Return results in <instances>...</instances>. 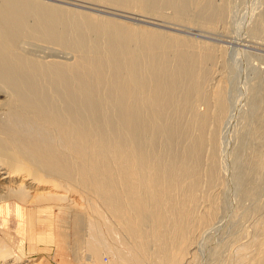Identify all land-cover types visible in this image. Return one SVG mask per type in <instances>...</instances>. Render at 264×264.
<instances>
[{"label":"bare ground","instance_id":"bare-ground-1","mask_svg":"<svg viewBox=\"0 0 264 264\" xmlns=\"http://www.w3.org/2000/svg\"><path fill=\"white\" fill-rule=\"evenodd\" d=\"M96 1L140 12L148 23L205 32L217 31L230 8L227 0ZM160 30L37 0H0L1 215L5 202L16 217L21 207L51 214L64 200L57 191H74L71 183L86 197V251L94 264L102 253L112 264L201 263L204 233L230 206L227 194L222 207L226 178L240 188L238 154L227 147L240 112L228 98L223 50ZM263 30L264 18L253 33ZM262 83L249 103L256 145L250 142L242 196L264 170ZM252 230L229 264H264V213ZM19 253L0 242V264H21Z\"/></svg>","mask_w":264,"mask_h":264},{"label":"rangeland","instance_id":"rangeland-1","mask_svg":"<svg viewBox=\"0 0 264 264\" xmlns=\"http://www.w3.org/2000/svg\"><path fill=\"white\" fill-rule=\"evenodd\" d=\"M37 1L55 5L58 7L60 6L72 10L86 12L99 18L101 17L116 20L122 23L129 24L133 27L136 26V28L147 27V29H161L160 31L163 32L167 31L168 33L179 34V36L182 37H191V39L193 38L197 41H206L208 43L216 45L215 47L217 49H219L220 47L221 51L223 50L224 55H222V58L220 56V58L223 59V67L221 69L223 70V73L227 75H224V82L226 80L225 85L227 84V88L229 87V90L227 91L229 95L228 98L231 102H237L235 104L236 109L237 112H240V114H236L237 116L235 117L233 124L230 126L231 130H229V132L233 131L231 133L235 135H232L231 133L227 134L229 136V139L227 138V147L230 145L228 147V150L233 151L234 154V151H236V153L238 154H235L237 155L236 162L238 161L235 170H240V167H238V163L240 162L241 163L239 166H241L243 162H245V165L247 166L245 167L244 164V166H241V170L238 172L240 174V177L237 171H235L236 176L238 175L237 179L240 178L242 181H244V179L247 178L246 174L248 173L247 171L249 168V160L251 158L250 156L252 155V148L250 147H254V141L256 145V140L253 141V137L249 136V131L252 129L250 127L254 126L256 120L255 115L252 114L253 111L249 107V103L251 98L253 99L252 95H256L257 91H259V89L261 88H259V86L261 85L260 83L264 81V30L263 32L261 31L257 34L253 32L259 25L262 18H264V0H227L226 3L228 2L227 5H229L227 6V8L230 7L228 8L230 11L227 10V14L229 13V15L226 14L227 16L224 17V21L226 20L225 23L222 21L223 24L221 23L220 26L218 25L220 30L219 28H217V31L214 32H205V30L202 28L201 30H199L200 27L195 28V26H188L187 24L183 25V23H180L181 25L172 23L168 25L169 23H162L161 21H156V23L154 21L148 23L146 21H141L143 17L136 15L140 12H134L135 10H126L119 7L114 8L116 6L108 5L98 1H96L95 4L94 0ZM221 51L220 54L222 53ZM219 62L221 63L220 59ZM247 88H249L250 90ZM232 127L236 129L232 130ZM250 137H252V139ZM251 141H253L252 145L250 143ZM230 148H232L233 150H231ZM247 154L251 155L249 156ZM242 170L246 172L244 173ZM258 176L261 177L259 178ZM258 176L257 179L259 181L257 179L254 180L258 181L257 184H259L257 186H259V189L256 185H252V192L251 189H249V193L251 194L248 195L249 197L244 195L242 196L241 191L243 189H241V187L244 188V184L240 182V179L238 183L241 184L239 185L240 188L238 191L232 185L233 183L230 182L231 178L227 176L228 178H226V180H228L229 184L225 186L224 189L226 194H223V202L225 201V204L222 203V207L225 208L224 206L227 205L228 200L231 207L229 206L228 209H226L225 214L223 215L224 217H221L220 214V218L217 219V222H215V224L208 230V232H206L207 235L204 233L203 237L206 240H204V238L202 237V244L205 242L207 244L200 264H229L230 257L234 253L235 244L241 242L242 240V242L246 241L244 240L246 236L247 240L252 236L254 232L252 228L253 225L255 226L257 216L259 218V216L264 213V170H262L261 174H259ZM54 177L63 185L64 181L66 182V184L69 183L64 178H58V176L55 175L48 176L49 180L51 178L53 179ZM256 181H253V183L256 184ZM69 184L70 188L74 189V187H76V191H71L70 189H68L69 191H66L67 189H63L64 191H57L60 193L62 192V194L65 193L64 200L60 201L62 202V204L58 202V205L56 204L53 206L54 208L52 209L51 214H47V211H40L39 213H37L36 211L32 210L31 207H21L23 208V210L20 208L18 214L21 215L22 213V215L20 217H16L15 208L12 205H8V202H5V204L7 205L1 204V208L5 210L3 211V215L0 214V242L3 243L6 250L13 252V254L17 256H21L19 251L24 252L22 255L24 259L20 260L21 264H90V262L91 264H94L92 261V257L86 251V231L84 225L85 214L84 212H82V208L85 207L86 197L84 196L85 194L82 195L84 191H81V188L78 189L77 186H74L71 183ZM255 186L258 190L255 188ZM226 187L228 190L226 189ZM78 191H80L81 193ZM234 192L235 194H233ZM254 192L256 193L255 196ZM79 193L82 196H79ZM237 193H240L238 197L236 195ZM227 194L228 200H226L227 198H225L227 197ZM236 197L238 198L237 200L235 199ZM72 205H76L79 208L81 207V209H77L78 207L75 206L74 208ZM224 210H222L221 213H223ZM47 220L52 221L50 227L46 226ZM250 233L251 236L246 235ZM126 252L130 253L129 250H126ZM209 252L210 254L212 252V254L210 255ZM205 260L207 263L205 262ZM99 261L100 263L97 264H112L111 255L109 253H102Z\"/></svg>","mask_w":264,"mask_h":264}]
</instances>
